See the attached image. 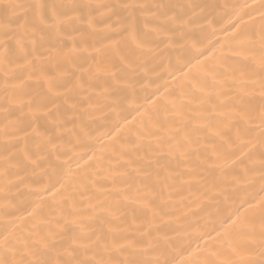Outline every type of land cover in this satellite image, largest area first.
Instances as JSON below:
<instances>
[{
  "label": "snow or ice",
  "instance_id": "1",
  "mask_svg": "<svg viewBox=\"0 0 264 264\" xmlns=\"http://www.w3.org/2000/svg\"><path fill=\"white\" fill-rule=\"evenodd\" d=\"M215 7L198 0H0L4 199L13 178L24 183L29 169L44 168L73 130L77 140L68 143L88 150L86 163L93 160L89 121L135 93L162 46L202 43L194 28L203 33ZM240 7L244 14L225 29L227 47L216 49L217 40L211 55L200 52L198 74L163 109L145 113L146 127L164 113L155 130L137 129L130 147L113 145L118 155L93 163L77 181L69 183L68 172L54 177L46 191L61 199L51 219L37 223L35 208L25 209L32 220L22 228L24 217L4 206L0 264H264V0ZM249 177H258L248 181L255 194L225 209L199 236L203 248L172 238L165 218L175 216V197L207 195L229 178L235 185ZM73 183L90 194L77 200Z\"/></svg>",
  "mask_w": 264,
  "mask_h": 264
},
{
  "label": "bare ground",
  "instance_id": "2",
  "mask_svg": "<svg viewBox=\"0 0 264 264\" xmlns=\"http://www.w3.org/2000/svg\"><path fill=\"white\" fill-rule=\"evenodd\" d=\"M198 2L216 6L208 21L203 24V33L199 26L194 28V31L201 35L203 42L197 43L195 49L192 48V39L185 40L179 45L174 44L171 48L162 46L160 50L162 55L153 60L147 69H142V72L146 73V78H143L142 83H137L135 93L130 96L125 95L113 109L97 112L96 116L89 121V127L84 132L91 145L94 159L86 163L88 150L76 148L72 143H68L69 140H77V132L73 130L70 135H66L63 140L57 142L59 152L55 147L52 149V155L44 168L36 169L35 172L29 169L23 174L24 183L13 178V186L7 193L8 200L4 199L5 192L0 188V219H3V208L6 204L11 205L10 211L15 212L17 216L24 217L20 220L22 228L32 220V217L27 216L25 209L30 211L35 208L38 213L37 223L51 219L55 205L61 199L59 192L52 196L46 191L55 183L54 177L68 172L67 181L69 183L77 181L80 175L94 171L91 168L93 163L101 161L110 154L113 157L118 155V153H113V145L124 144L125 147H130L131 145L126 142L138 134L137 129L148 131L149 128L155 130L159 126L157 121L163 118L162 111L157 112L147 127L145 126V113L163 109L166 102L174 98V93L178 91L180 85L198 74L200 66L196 64V56L200 52L207 53V49L211 48L217 40L220 43L216 45V49H219L221 45L227 47L231 40V33L225 29L230 28L237 16L244 14L245 10L240 6L250 0H198ZM207 54L211 55V53ZM216 55H219V51H216ZM200 58L203 59V57ZM153 100L155 104L152 103ZM118 124L121 125L120 129L116 127ZM112 136H115V139H112ZM64 152L68 155L61 154ZM103 162L108 163L107 160ZM111 164L113 168L117 167L115 158L111 160ZM111 175H115V172ZM255 180H258V177H249L247 181L238 180L235 185H231L229 178L227 185H222L218 191L208 192L207 195L198 192L196 195L185 193L182 197H175V216L165 218L169 221L167 230L172 238L179 240L185 248H194L197 243L203 248L204 244L198 239L199 236L211 231V225L218 224L224 218L225 209L231 212L239 206L243 199L254 195L256 189L251 188L248 181ZM2 184L3 181H0V185ZM15 184H19V187H15ZM65 187H68V183H65ZM71 191L77 200L85 199L90 194L88 189H82L76 183L72 184ZM81 191L84 193L83 196H81ZM41 193L43 195H40ZM212 243L209 241L210 246Z\"/></svg>",
  "mask_w": 264,
  "mask_h": 264
}]
</instances>
